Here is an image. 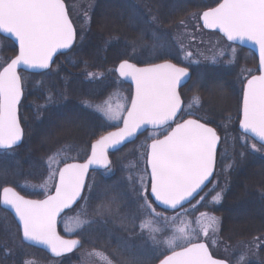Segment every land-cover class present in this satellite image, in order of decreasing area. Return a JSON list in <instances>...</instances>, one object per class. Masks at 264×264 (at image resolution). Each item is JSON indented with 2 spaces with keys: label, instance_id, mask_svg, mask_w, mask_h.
<instances>
[{
  "label": "trees",
  "instance_id": "16d2710c",
  "mask_svg": "<svg viewBox=\"0 0 264 264\" xmlns=\"http://www.w3.org/2000/svg\"><path fill=\"white\" fill-rule=\"evenodd\" d=\"M63 1L75 30V42L54 57L48 70L21 72L23 97L18 117L23 141L17 148L0 151V188L9 185L26 197L41 198V192L30 190L26 184L36 185L42 181L46 175V160L59 152L66 153L69 160H82L92 141L107 131L103 118L88 105L106 100L122 87L129 88L115 75V65L123 60L137 65L169 60L190 70L191 79L180 90V96L184 103L198 97L200 105L191 116L216 131L218 151L225 144L229 161H232L227 188L216 208L220 219L219 237L225 253L217 255L210 250L211 254L232 264L225 254L228 247H235L234 250L247 256V264H264V156L254 155L246 146H240L237 138L244 137L264 150L263 145L238 129L245 81L242 73L250 68L256 70L257 60L248 50L227 43L215 32L203 30L198 20L203 10L221 0H82L81 6L89 9V19L83 29L71 11V3L78 6L79 2ZM199 36L207 39L201 46L206 45V41L219 40L235 47L234 56L213 63L208 59L214 56L211 51L207 55L198 54L197 61L201 64L186 65L179 58V51L182 48L192 53L199 48L194 43ZM0 41L1 68L14 56L16 48L11 40L1 35ZM91 73H100V76L90 78ZM134 143L111 155L114 169L111 175L103 177L98 171L90 173L88 202L92 207L97 208L98 203L108 204L116 197L127 202L130 198L134 200L125 178L128 162L124 161L133 155L120 157ZM145 195L150 204L160 210L149 193ZM91 216L103 220V217ZM5 220L11 230L4 228ZM10 232L15 234L17 241L10 239ZM97 244H101L99 240ZM77 255L80 254L76 251L52 259L26 246L11 216L0 209V264H28L27 261L38 257L55 264L67 261L70 264Z\"/></svg>",
  "mask_w": 264,
  "mask_h": 264
},
{
  "label": "snow or ice",
  "instance_id": "6c2138e0",
  "mask_svg": "<svg viewBox=\"0 0 264 264\" xmlns=\"http://www.w3.org/2000/svg\"><path fill=\"white\" fill-rule=\"evenodd\" d=\"M201 19L204 27L218 28L230 41L247 38L259 45L262 74L253 76L244 86L240 127L264 142V0H222L204 11ZM0 30L11 33L19 42V54L0 71V148H11L22 138L17 119L21 98L17 65L47 69L58 49L70 47L74 32L61 0H0ZM117 71L135 84L126 115L111 117L122 120L123 127L101 136L92 145L87 163H69L59 169L55 194L47 199L28 200L12 188L3 189V203L15 209L24 239L45 243L57 255L59 250L69 251L77 244L62 239L55 225L57 214L79 196L83 173L89 164L105 163V149L132 136L142 125L168 124L171 128L163 139H153L147 152L151 193L157 202L173 209L182 207L213 172L218 141L215 130L196 119L176 122L178 114L182 115L178 85L189 75L188 70L170 62L137 67L125 61ZM147 207L152 208L150 204ZM152 211L155 213V209ZM178 231L184 233L185 229ZM161 264L224 261L213 259L204 243L189 242L178 251L172 250Z\"/></svg>",
  "mask_w": 264,
  "mask_h": 264
},
{
  "label": "rangeland",
  "instance_id": "374dc122",
  "mask_svg": "<svg viewBox=\"0 0 264 264\" xmlns=\"http://www.w3.org/2000/svg\"><path fill=\"white\" fill-rule=\"evenodd\" d=\"M77 1L79 2L78 6L71 3V11L76 23L80 29H83L89 19V9L88 6L85 8L81 6L80 2L82 0ZM195 38L194 43L203 49L195 48L192 53L182 51V48L179 51V58L188 66L201 64L200 61H197L198 54L207 55L211 51L214 56H209L211 58L208 59L209 62L213 63L234 56L235 47L226 46L219 40L212 43L206 41V45L201 46L202 41L207 39H202L200 36ZM255 72V69L250 68L243 72L242 76L246 81ZM99 76L100 73L89 74L90 78ZM129 99L130 88L122 87L121 90L115 91L106 100L88 105V107L103 118L106 129L109 130L120 124L121 120H114L111 117L113 114L123 115ZM199 105L200 101L196 96L188 100L184 103L182 115L179 116L177 121L184 118H193L191 116L193 110L197 109ZM167 130L168 128L147 131L134 143L132 148L126 150L120 156L123 158V156L133 155L130 160H124L128 162L126 165L128 173L124 172L127 173L125 178L129 183V191L134 195V200L130 198V201L127 202L121 200V197H116L110 200L108 204L98 203L97 208L92 207L88 202L92 180L89 182L88 179L82 199L80 198L67 211L72 210L80 202L79 206L71 212L66 213L67 211H65L59 216L58 227L60 233L67 237H77L82 243L81 248L77 250L80 255H77L70 264H150L170 254L172 250L187 246L189 242H204L209 250L217 255L225 253V246L219 237L220 219L216 213V208L221 204L223 193L227 188V174L232 163L231 159L229 161V151L225 144L222 150L217 153L214 182L203 191L200 199L192 200L177 210L160 211L151 205L148 198H146V192L149 193L148 173L145 167L147 144L149 141L162 136ZM237 138L240 146H246L254 155L264 156V150L252 141H247L241 136H237ZM253 145H255V148ZM67 161L70 160L64 152L51 155L45 162L46 175H44L42 181L36 185L31 184L29 186L26 184V187L32 191L41 192L43 196L49 194L53 189L58 168ZM113 172L114 169L110 165L101 172L100 176H109ZM217 194H219V199H216ZM149 204L152 206L151 209L147 207ZM92 208L95 209L94 212L91 210ZM152 209H155V213ZM96 210L98 211L96 212ZM105 210L106 213H104ZM92 213L95 216L103 217V220L100 221L91 216ZM213 217L215 218L214 222L211 219ZM3 225L6 230H11L10 224L6 220ZM180 228L185 229L184 233L178 231ZM13 238L15 239V234L10 232V239L13 240ZM98 240L101 244H97ZM14 241H17V239ZM15 244L19 247L17 242ZM233 248L235 247H228L225 254L229 256V261L232 264H247L245 260L247 256ZM27 262L28 264H55L54 261H43L39 257L32 258ZM66 264H69V262L67 261Z\"/></svg>",
  "mask_w": 264,
  "mask_h": 264
},
{
  "label": "water",
  "instance_id": "95a60500",
  "mask_svg": "<svg viewBox=\"0 0 264 264\" xmlns=\"http://www.w3.org/2000/svg\"><path fill=\"white\" fill-rule=\"evenodd\" d=\"M61 2H62V4L64 5L65 13H66V15H67V17H68V19H69L71 25H72V22H71V20H70V18H69V16H68V13H67V10H66L65 3H64L63 0H61ZM220 2H222V0H221ZM220 2H219V3H220ZM215 6H216V5H215ZM215 6H213V7H215ZM206 10H208V9H206ZM206 10H203V11L200 13V15H199V22H200V25H201V27H202L205 31L216 32V33H218L221 37H223V39H224L225 41H227L228 43H231V44L236 45V46H238V47H240V48H243V49L249 50V51L255 56V58H256V60H257V72H256L254 75H252L251 77H249V78L245 81V83H244V86H245V85L247 84L248 80H250L253 76H257V77H258V76H260V75L262 74L261 71H260V67H261V66H260V52H259V45L256 44L254 41L248 40L247 38H244V39H239V38H237V39H235V40H231V41H230V40L227 39V37H226V36H225V35H224V34H223L218 28H217V29H213V28H206V27H204L203 20L201 19V17H202L203 12L206 11ZM72 28H73V32H74V37H73V42H72V44L70 45V47L73 45L74 40H75V30H74L73 25H72ZM0 34L3 35L4 37L8 38L9 40H11L12 43H13V45H14L15 48H16L15 55H14V56H13V57H12L7 63H6L1 69H0V71H2L3 68L6 67V66L11 62V60L14 59V58L19 54V42H18V40L16 39V37H15L14 35H12L11 33L4 32L3 30H0ZM70 47H69V48H70ZM69 48H66V49H58V50L53 54L52 60L49 62V67H48L47 69H49V68L51 67L52 62H53V59H54V57H55L57 54H59L60 52L65 51V50H67V49H69ZM125 61H126V60H123V61H120V62H118V63L116 64V66H115V68H114V73H115V75H116V76H117V77H118L123 83L127 84V85L130 87V99H129V102H128V105H127V108H130V107H131V99H132L133 95L135 94V84H134V82L131 80L130 77L121 76L120 73H119V71H117V69L119 68L120 64H121L122 62H125ZM127 62H128V63H131V62H129V61H127ZM164 62H170V63H172V64H175V63L172 62V61L164 60V61L155 62V63H151V64H145V65H137V64H135V65H136L137 67H145V66H149V65H152V64H161V63H164ZM131 64H134V63H131ZM176 65H177V64H176ZM177 66H178V67H182V66H179V65H177ZM183 68H185V67H183ZM47 69L29 68V67H27L26 65L19 64V65H17V74H18V76L20 77V72H21V71H23V72H42V71H45V70H47ZM186 69H187V68H186ZM187 70H188L189 75L186 76V77H184V78H182L180 85H178V93H179V90H180L181 88H183L184 86H186V85L188 84V82L190 81L191 73H190L189 69H187ZM20 83H21V79H20ZM244 86H243V89H244ZM22 96H23V90H22V83H21V98H20V101H21V99H22ZM20 101H19L18 104H17V119H18V122H19V117H18V106H19ZM181 102H182V108H181V111H182V109H183V101H182V99H181ZM127 108H126V109H127ZM242 108H243V92H242V99H241V104H240V113H239L238 129H239L243 134L247 135L248 137L252 138L254 141H256V142H258V143H260L261 145L264 146V142H261L258 138H256V137H255L253 134H251L250 132H245L243 129H241V127H240V119H241V117H242ZM123 115H126V111L124 112ZM178 116H179V114H178ZM178 116H177V117H178ZM187 119H193V118H187ZM182 121H183V120H182ZM182 121H180V122H182ZM170 123H171V122H170ZM201 123H202V122H201ZM19 125H20V122H19ZM167 126H168V124H165V125H162V126L142 125V126L137 130V132H136L135 134H133L132 136H130V137H126V138H125L123 141H121L119 144H116V145H110L108 148L105 149V157H106V162H105V163H103V164H101V163L89 164L87 170L83 173V183H82V187H81V189H80V194H79V196H77V198H76L74 201H72V202L69 204V206H68L67 208H63V209L61 210V212L57 214V218H56L55 229H56L57 234H58L62 239H64V240H75V241H77V244H76L75 246H73V247L71 248V250H69V251L59 250V254L57 255V254L54 253V252L52 251V249H51L47 244H45V243L38 242V241H33V240H25V239H24V237H23V229H22V226L20 225L19 217H18V216L16 215V213H15V209H13V208L11 207V205H7V204H4V203H3V189H4L5 187L12 188L13 191H15L16 193H18L19 195H21V194H20L17 190H15L13 187H11V186H3V187L0 189V208H1L2 210L6 211L7 213H9V214L11 215L13 221L15 222V224H16L17 227H18L19 234H20V238H21V240H22V242H23L24 244H26V245H28V246H31V247H33V248H36V249H38V250H41V251L45 252V253L48 254L51 258H60V257L66 256V255H69L70 253H72V252L78 250V249L81 247V242H80V240H79L78 238H76V237H67V236H63V235H61V234L58 232L57 222H58V218H59V216L63 213V211H65V210L69 209L70 207H72V206H73V205H74V204L80 199V196H81L82 191H83V189H84V186H85V183H86V179H87L88 174H89L91 171H101V170L106 169V168L109 166V164H110V158H109V155H110V154L115 153L116 151L122 149V148L125 147L126 145H128V144L134 142V141H135L140 135H142V134L145 133L146 131H149V130H151V131H152V130H160V129H163V128L167 127ZM207 126H209V125H207ZM122 127H123V122H122V120H121V121H120V124H119L117 127L113 128V129H110V130L104 132L103 134H101L100 136H98V137H97V138H96V139L90 144L88 154H87V156H86L83 160H80V161L72 160V161H68V162H65L64 164H62V165L58 168V170H57V172H56L55 183H54V187H53V190H52L51 193H49V194H47V195H45L44 197L39 198V199H37V198H29V197H25V196H23V195H21V196H23L25 199H28V200L42 201V200L47 199L48 196H50V195H54V194H55V190H56V184H57L58 181H59V169L63 168V167L65 166V164H69V163H76V164H85V163H87L88 160H89V158H90L91 155H92V145H93L98 139H100L101 136L107 135L109 132H115V131L118 130V128H122ZM171 127H175V123H171ZM209 127H211V126H209ZM20 128H21V130H22L21 125H20ZM170 130H171V128H170L168 131H170ZM168 131H167L164 135H162L161 137H159V139H163V137H164L165 135H167ZM22 140H23V130H22V138H21L20 141H18V142L16 143V145H14V146L11 147V148H0V150H9V149H12V148H16V147L20 146V144L22 143ZM218 142H219V140L217 141V146H218ZM151 143H152V140L148 142V145H147V152H148V150H149V146H150ZM216 150H217V148H216ZM215 155H216V154H215ZM214 161H215V160H214ZM146 166H147L148 177H149V192H150V196H151V199L153 200V202H154L157 206H159L160 208L165 209V210H176V209L180 208V207H177V208L173 209V208L168 207V206H165V205H163V204H161V203H159V202H157V201L155 200V197H154V196L152 195V193H151V186H150V174H151V169H150V167H149L148 164H147V154H146ZM213 166H214V165H213ZM210 177H211V175H210ZM210 177L208 178L207 181H205V183H207V182L209 181ZM205 183H204V184H205ZM201 188H202V185H201ZM201 188H200V189H197V192H196V193H193V196L190 197V198L188 199V201L183 202V205H182V206H184L186 203H188V202H189V201H190V200H191V199H192V198H193V197H194V196H195V195L201 190ZM195 243H204V242H195ZM204 244H205V243H204ZM187 246H188V245H187ZM205 246H206V248H207V250H208V247H207L206 244H205ZM179 250H180V249H179ZM177 251H178V250H177ZM208 252H209V250H208ZM170 254H171V253H170ZM170 254H168V255H170ZM209 254H210V252H209ZM168 255H167V256H168ZM210 255H211V254H210ZM211 256H212V255H211ZM212 257H213V256H212ZM164 258H165V257H164ZM164 258H163V259H164ZM163 259H161V260H160L159 262H157L156 264H161V261H162ZM213 259L221 260V259H217V258H215V257H213ZM222 261H224V260H222ZM224 264H228V263H227L226 261H224Z\"/></svg>",
  "mask_w": 264,
  "mask_h": 264
},
{
  "label": "flooded vegetation",
  "instance_id": "af4514ba",
  "mask_svg": "<svg viewBox=\"0 0 264 264\" xmlns=\"http://www.w3.org/2000/svg\"><path fill=\"white\" fill-rule=\"evenodd\" d=\"M182 120V119H181ZM218 153V152H217ZM217 158H218V154H216V158H215V163H214V171L212 172V174H211V177H210V179H209V181L207 182V183H205V184H203L202 185V188H201V190L191 199V201L192 200H195V199H200V196H201V194L203 193V191L206 189V188H208L211 184H213V182H214V174H215V167L217 166Z\"/></svg>",
  "mask_w": 264,
  "mask_h": 264
}]
</instances>
